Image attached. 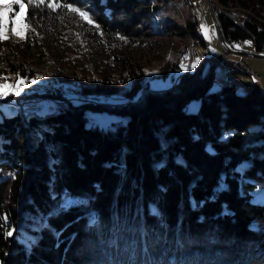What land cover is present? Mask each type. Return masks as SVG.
<instances>
[{
	"label": "trees",
	"instance_id": "1",
	"mask_svg": "<svg viewBox=\"0 0 264 264\" xmlns=\"http://www.w3.org/2000/svg\"><path fill=\"white\" fill-rule=\"evenodd\" d=\"M61 1L85 8L106 34L134 31L159 7L151 0ZM215 1L264 9V0ZM25 14L31 19L32 8ZM216 19L229 44L253 34L261 41L254 49L264 50V24L246 18L240 26L221 11ZM185 29L203 43L193 13ZM20 41V49L28 43ZM14 46L0 40V81L14 83L25 72L11 60ZM111 58L121 79L135 78L140 61ZM210 60L202 56L179 75L177 93L118 109L128 110L125 121L105 127L85 123L84 108L99 109L89 104L25 118L1 114L0 264H264V92L256 84L242 93L231 83L209 89L212 68L203 79L201 70ZM87 81L78 91L96 95L99 80ZM191 98L198 107L187 111ZM19 174L22 210L5 202Z\"/></svg>",
	"mask_w": 264,
	"mask_h": 264
},
{
	"label": "rangeland",
	"instance_id": "2",
	"mask_svg": "<svg viewBox=\"0 0 264 264\" xmlns=\"http://www.w3.org/2000/svg\"><path fill=\"white\" fill-rule=\"evenodd\" d=\"M52 2L59 6L48 7ZM151 2L159 7L152 14L142 17L135 30L130 29L125 35L115 31L106 34L97 28L98 24L94 20V23H88L78 13L63 7L64 4L72 3L45 0L43 4L30 6L33 17L30 21H25L31 25L30 30L25 33L29 40H26L25 36L23 38V42L28 41L29 44H23L20 49L22 38L12 34L11 23L6 31V40L15 45L14 49L19 48L17 57L14 55L12 62H19L25 68L21 76L25 80L24 93L17 95L9 92L8 95L0 97V117L1 114L13 112L25 118L30 114L62 110L61 108L68 104L70 108L71 103H75L99 107L84 108L86 124L105 127L110 121L124 122L126 117L123 113L127 114L128 110L118 114V109L135 108L147 96L159 101L168 98V93H177V77L191 69L198 58L205 55H209L211 60L203 66L201 79L205 78L212 68L209 89L215 90L223 83H231L237 92L242 93L247 90L244 79L252 78L256 81L258 89L264 92V86L260 82V76L264 81V74L259 75L246 62V59L256 58L255 60L264 65V58L224 50L209 13V4L215 17L216 12L221 11L240 26L246 18L264 24V9L250 11L230 5L229 2L223 4L215 0ZM72 5L86 11L79 5ZM19 10V6L14 5L13 11L8 15L14 17L15 12ZM191 13L196 18L202 44L197 43V40L186 32L185 18ZM90 18L92 19L91 16ZM201 25L205 26L204 30ZM121 36L124 39H121ZM255 42L261 41L250 34L249 38L235 41L234 45L226 43L235 50L264 52L263 49H254ZM114 53H123L140 61V68L133 80L124 81L119 77L120 68L111 58ZM225 57L227 60H224ZM212 61L213 64L209 67L208 64ZM88 77L99 80L96 95L78 91L91 84L87 81ZM34 79L36 82L32 83ZM139 81L142 88L138 85ZM3 83L13 84L12 80L5 81L2 78L0 84ZM145 86L148 90H145ZM137 95L139 96L135 99ZM18 102L23 104V107H20L22 110L18 108L19 111L14 107ZM197 107L198 98H191L183 105V109L187 111H194ZM260 118L264 120V111L260 113ZM255 127L256 125H253V128ZM230 134L229 130L224 133L226 136ZM20 178L19 174L8 182L5 199V202L18 209L23 203V185ZM20 225L27 228L28 220H22Z\"/></svg>",
	"mask_w": 264,
	"mask_h": 264
},
{
	"label": "snow or ice",
	"instance_id": "3",
	"mask_svg": "<svg viewBox=\"0 0 264 264\" xmlns=\"http://www.w3.org/2000/svg\"><path fill=\"white\" fill-rule=\"evenodd\" d=\"M44 2L45 0H0V40L8 39V36L6 35V31L8 30L9 23H11L12 25L11 27L12 34L23 39L25 33L31 28L30 23L25 22L26 20L30 19L25 14L26 7H30L33 5L38 6L40 4H43ZM13 5H18L20 10L15 12L14 17H10L8 14L13 11ZM57 6L59 5H57L55 2L48 4V7L55 8ZM63 7H66L70 12L78 13V15L84 20H87L88 23H94L93 19L90 18L89 13L87 11L74 7L72 4H64ZM98 27L99 25H97V28ZM201 29L204 30L205 26L201 25ZM120 38L124 39V37L122 36ZM17 77H18L17 80L13 84H8V83L0 84V97L8 95L9 92H14L15 94L18 95L19 92L23 91L25 80L24 78H20L19 74H17ZM3 79L6 81L8 78L3 77ZM35 82L36 80L34 79L32 83ZM3 219H6V217ZM5 235L11 236L12 232L6 231Z\"/></svg>",
	"mask_w": 264,
	"mask_h": 264
},
{
	"label": "water",
	"instance_id": "4",
	"mask_svg": "<svg viewBox=\"0 0 264 264\" xmlns=\"http://www.w3.org/2000/svg\"><path fill=\"white\" fill-rule=\"evenodd\" d=\"M209 13H210L211 18L213 20V23H214V25L216 27L220 43L223 46L224 50H226V51H234L237 54H241V55L243 54V55H247V56L264 58V52H252V51H245V50H235V49L231 48L229 46V44L224 41V39H223V37L221 35V31H220V28L218 26V23H217V20H216V17H215V13H214L213 9L211 8L210 4H209ZM212 64H213V61L211 63H209L208 66L210 67ZM203 77H204V75H203Z\"/></svg>",
	"mask_w": 264,
	"mask_h": 264
},
{
	"label": "crops",
	"instance_id": "5",
	"mask_svg": "<svg viewBox=\"0 0 264 264\" xmlns=\"http://www.w3.org/2000/svg\"><path fill=\"white\" fill-rule=\"evenodd\" d=\"M255 59L256 58H254V59L249 58V59H246V62L250 66V68L256 70V72H258L259 75H261L262 73L264 74V65H262L261 62H258V60H255ZM244 81H246V83H245L246 85H250V84H255L256 83V81L255 80L253 81L252 78L244 79ZM260 82L264 86V81L261 78V76H260Z\"/></svg>",
	"mask_w": 264,
	"mask_h": 264
},
{
	"label": "built area",
	"instance_id": "6",
	"mask_svg": "<svg viewBox=\"0 0 264 264\" xmlns=\"http://www.w3.org/2000/svg\"><path fill=\"white\" fill-rule=\"evenodd\" d=\"M224 60H227V58L225 57ZM18 107H23V104H20V103L18 102Z\"/></svg>",
	"mask_w": 264,
	"mask_h": 264
},
{
	"label": "bare ground",
	"instance_id": "7",
	"mask_svg": "<svg viewBox=\"0 0 264 264\" xmlns=\"http://www.w3.org/2000/svg\"><path fill=\"white\" fill-rule=\"evenodd\" d=\"M21 104V103H20ZM25 107V106H24ZM17 108H19L20 109V107H18V104H17ZM22 110V109H21Z\"/></svg>",
	"mask_w": 264,
	"mask_h": 264
}]
</instances>
